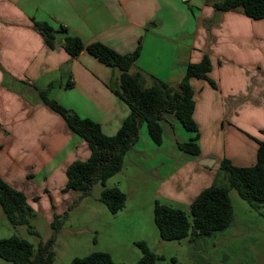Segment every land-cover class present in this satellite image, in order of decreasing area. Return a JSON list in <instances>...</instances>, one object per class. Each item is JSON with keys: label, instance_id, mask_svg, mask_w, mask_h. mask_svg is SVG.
<instances>
[{"label": "crops", "instance_id": "crops-1", "mask_svg": "<svg viewBox=\"0 0 264 264\" xmlns=\"http://www.w3.org/2000/svg\"><path fill=\"white\" fill-rule=\"evenodd\" d=\"M221 1L0 0V178L28 197L38 193L37 173H46L44 181L52 185L58 180L62 195L67 168L90 157L87 143L43 100L42 90L81 118L100 124L107 136L115 135L130 113L111 89L120 72L86 50L71 57L62 46L67 36L80 37L85 45L102 43L120 54L140 46L131 73H141L149 87L156 80L176 87L189 64L209 58L208 79L190 80L200 155L188 154L189 171L180 175L187 153L178 147L182 129L188 131L172 114L162 122L160 146L140 127L139 139L155 153L151 163L158 181L176 190L166 199L190 206L216 182L226 184L227 175L220 171L225 157L235 166L255 165L257 141L264 139V19L249 18L243 7L216 10L214 4ZM35 23L54 29V48ZM192 134L186 135L189 140ZM216 139L223 140L225 152L231 146L234 157L218 155ZM147 156L138 140L125 158L136 164ZM163 169H168L164 175ZM43 193L50 201L47 188Z\"/></svg>", "mask_w": 264, "mask_h": 264}, {"label": "trees", "instance_id": "trees-1", "mask_svg": "<svg viewBox=\"0 0 264 264\" xmlns=\"http://www.w3.org/2000/svg\"><path fill=\"white\" fill-rule=\"evenodd\" d=\"M243 7L245 14L254 20L264 19V0H223L214 4L220 11H231ZM44 35L47 45L55 47L54 29L46 23H35ZM63 48L71 56H78L83 50L100 63L120 72L118 83L111 87L113 92L129 107L130 113L120 129L113 136H107L100 124L81 118L49 98L48 89L40 92L43 100L61 115L68 128L84 140L90 148V157L85 161H75L67 168V183L63 193L79 192L88 195L92 186L100 182L103 186L109 178L119 173L127 153L137 143L142 123L153 143L163 142L162 122L166 115L172 114L188 131L194 134L189 142L179 143L184 153L200 155L199 131L194 120L195 101L190 84L192 78L208 79L211 63L204 57L200 63L189 64L186 75L178 86H171L156 80L146 86L141 73H131V68L140 56V46L130 54H120L102 43L85 45L77 36H67ZM213 84V83H212ZM52 87L49 86V89ZM264 136V131H262ZM257 161L249 167L235 166L228 159L220 165V171L227 175V183L217 182L203 190L190 204L188 211L155 202L154 220L163 241L181 240L188 236L199 239L212 236L229 228L233 222L234 210L230 191L236 190L253 209L264 207V139L257 141ZM38 200V198H35ZM100 201L108 210L116 214L122 211L127 202L126 194L118 187L103 189ZM0 205L13 226L29 225L32 216L27 196L11 187L0 178ZM52 208L55 209L54 205ZM63 215L54 214L51 221L52 235L38 247L18 236L0 239V258L12 264H53L55 238L66 220ZM142 257L136 264H159V257L146 242L136 243ZM70 264H122L113 260L107 252H94L82 258H75Z\"/></svg>", "mask_w": 264, "mask_h": 264}, {"label": "rangeland", "instance_id": "rangeland-1", "mask_svg": "<svg viewBox=\"0 0 264 264\" xmlns=\"http://www.w3.org/2000/svg\"><path fill=\"white\" fill-rule=\"evenodd\" d=\"M251 124L256 125V121ZM141 129L148 135L145 123L141 124ZM186 135L191 136V133L182 129L178 140L189 142ZM138 140L147 158L136 159V164L125 158L122 170L109 178L105 186L100 182L94 184L88 195L73 191L69 195H60L58 180L54 179L49 185L43 179L46 173H37L34 186L38 200L34 198L37 195L35 191L27 197L32 209L29 225L35 232H31L28 225L13 226L0 205V239L18 236L38 247L40 242H45L52 235V214L67 212V218L55 238L53 264H70L75 258L94 252H107L114 261L122 264H136L142 257L138 242L147 243L159 257V264H264V207L253 209L236 190L230 193L234 218L229 228L205 238L193 240L188 236L181 240L163 241L154 220L155 202L184 211H188L189 206L164 197L176 190L171 183L163 187L158 181V171L151 163L155 161V153L145 146L142 138ZM212 142H215L214 151L222 158L234 157L231 146L227 145L225 152L223 140ZM183 155L180 166L184 170L180 175L189 171L187 160L192 158L188 154ZM167 170L163 169L161 174H166ZM62 176L63 173L55 178L61 179ZM189 176L190 173L178 181L177 186H181V182ZM111 187L120 188L127 196L125 208L116 214L100 201L103 189ZM46 188L52 197L50 201L43 193ZM0 264L12 263L0 258Z\"/></svg>", "mask_w": 264, "mask_h": 264}]
</instances>
